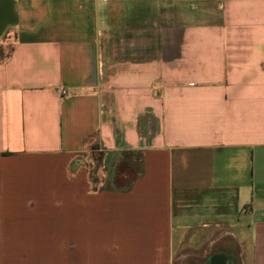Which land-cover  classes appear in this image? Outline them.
<instances>
[{
  "label": "crops",
  "instance_id": "0c3cea01",
  "mask_svg": "<svg viewBox=\"0 0 264 264\" xmlns=\"http://www.w3.org/2000/svg\"><path fill=\"white\" fill-rule=\"evenodd\" d=\"M215 262L264 264V0H0V264Z\"/></svg>",
  "mask_w": 264,
  "mask_h": 264
},
{
  "label": "rangeland",
  "instance_id": "374dc122",
  "mask_svg": "<svg viewBox=\"0 0 264 264\" xmlns=\"http://www.w3.org/2000/svg\"><path fill=\"white\" fill-rule=\"evenodd\" d=\"M103 154L99 152H90V150L85 151L81 156V162L86 166L89 173V178L94 187L100 188L105 185L104 183L109 180L110 177L113 178L114 182L120 179L119 182H115L117 185L126 184L130 180L129 174L124 177L121 172H119L115 167L111 170L107 163L103 162Z\"/></svg>",
  "mask_w": 264,
  "mask_h": 264
},
{
  "label": "flooded vegetation",
  "instance_id": "af4514ba",
  "mask_svg": "<svg viewBox=\"0 0 264 264\" xmlns=\"http://www.w3.org/2000/svg\"><path fill=\"white\" fill-rule=\"evenodd\" d=\"M213 264H225V263H222V262H215Z\"/></svg>",
  "mask_w": 264,
  "mask_h": 264
},
{
  "label": "built area",
  "instance_id": "2783aa9c",
  "mask_svg": "<svg viewBox=\"0 0 264 264\" xmlns=\"http://www.w3.org/2000/svg\"><path fill=\"white\" fill-rule=\"evenodd\" d=\"M63 93H64V91H63Z\"/></svg>",
  "mask_w": 264,
  "mask_h": 264
}]
</instances>
